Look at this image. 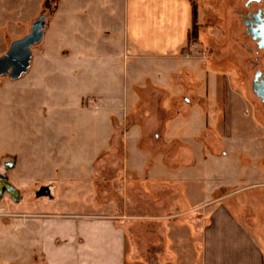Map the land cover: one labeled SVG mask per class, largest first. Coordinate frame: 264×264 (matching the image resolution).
<instances>
[{
  "label": "crops",
  "instance_id": "1",
  "mask_svg": "<svg viewBox=\"0 0 264 264\" xmlns=\"http://www.w3.org/2000/svg\"><path fill=\"white\" fill-rule=\"evenodd\" d=\"M55 1L54 20L33 47L26 74L33 83L35 70L47 63L48 78L61 74L64 86L81 91L70 108L93 117L86 124L91 151L75 154L68 172L76 180L84 174L85 185L72 183L69 199L59 197L64 189L50 180L36 190L37 197L21 203L4 202L0 195V264H264V140L245 141L240 153L226 146L236 142L233 92L227 86L231 76L207 69L202 58L182 54L193 0ZM82 1L87 13L100 15L95 30L106 57L66 55L61 43L58 55L41 54L48 50L52 26L58 27L60 41L69 31L78 37L72 20ZM45 2L33 0L32 19H25L22 32L24 22L16 20L22 5L0 7V30L13 31L0 56L29 32ZM104 65L123 79L122 87H99L98 80L108 78ZM147 87L163 93L156 108L138 107L136 97ZM179 94L185 105L175 99ZM191 94L201 101L190 102ZM205 95L214 100L210 106L200 97ZM38 105L48 108L46 101ZM132 110L135 117L126 118ZM146 110L150 114L143 115ZM207 110L214 111L213 119ZM6 132L0 123V139ZM252 142L259 143V151ZM16 164L12 156L0 155V174L7 175ZM240 173L248 177L245 185L236 179ZM46 188L48 194L38 195ZM243 190L253 193L245 202L236 197Z\"/></svg>",
  "mask_w": 264,
  "mask_h": 264
},
{
  "label": "rangeland",
  "instance_id": "2",
  "mask_svg": "<svg viewBox=\"0 0 264 264\" xmlns=\"http://www.w3.org/2000/svg\"><path fill=\"white\" fill-rule=\"evenodd\" d=\"M48 1L52 4V10L44 6L42 11L46 13L45 19L50 24L51 18L54 16L53 6L56 1ZM247 1L198 0V21L193 30L189 32L188 45L182 52L184 56L202 58L207 62L206 65L209 70L220 71L221 73L229 72L231 83L227 86H230L233 92L230 116L236 142L226 146L235 153L242 151L245 141L264 140V124L261 122L264 119V103L252 90L256 70L263 69L264 51L258 49L256 42L247 33L243 23L242 14L247 13L245 7ZM84 2L82 1V4L79 5L78 17L76 16L77 18L72 20V23H76V27L79 29L77 30L78 37L74 31H69L60 41L61 33L58 27L52 26L53 31L47 39L48 50L41 54L55 55L57 53L58 55L60 50L58 43H61L64 45L66 55H70L71 52L87 53L95 57L104 55L101 52V41H98L99 37L96 36L95 30V25L101 21L100 15L96 10L87 13L84 9ZM16 4H21L23 8L22 15L17 16L16 19L24 22V25L19 28L22 32L26 26L25 19L28 17L32 19L33 0H0V7L3 6L5 9L12 8ZM90 25L93 27V29L91 28L93 32L87 30ZM12 32L9 27L1 28L0 54L6 49ZM195 43L198 47L194 46ZM104 56L106 57V55ZM104 69L107 71L105 73H107L108 78H104L103 83L98 80L99 87H108L110 91L122 87L123 79L119 75L110 73L111 68H106V65H104ZM46 71L47 63H40L39 69L34 72L35 78L38 80H33V83H30L32 77L27 76V74L23 75L24 78L22 76L18 79L0 78V123L7 130V136L4 134L0 139V155L7 154L16 159L17 164L7 172V177L8 181L17 187L23 196V199L16 202L6 194L2 197L4 202L8 200L12 204H16L32 197V195L37 197L36 190L44 186V183L49 180L58 183L61 189H64L58 193V196L63 199L70 198L69 188L72 183L85 185L84 174L76 180L70 177L68 171L75 154L91 151L89 138L86 136V124L93 117L86 110L70 108V105L73 106L77 102V97L81 91L74 85L69 86L68 81H66L68 85L64 86L65 78L61 74L55 78H48ZM224 90H226V86L222 85L220 94L222 103L225 99ZM236 91L244 95L242 99L234 94ZM162 97L161 91L147 87L136 97V100H139V108H144L145 105L146 109L150 105H154L156 108L155 106L163 99ZM187 97L190 102L201 101L194 94L187 95ZM200 97L206 106H210L213 99H210L209 95ZM175 99H178L180 104L185 105L186 100L183 95L178 98L175 97ZM45 101L48 108L43 111L41 105L38 104ZM55 103L69 107L59 111V109L52 107ZM135 111L127 112L126 118L133 119L136 114ZM150 112L149 110L141 111L143 115H148ZM155 112L157 111L155 110ZM205 114L208 115V118L213 119L214 117L213 110H207ZM159 115L161 117L162 114ZM208 129L213 131V126L208 127ZM257 145L259 143L254 144L252 142L255 151L260 150ZM239 157L241 158V156ZM117 161L115 160V162ZM54 166L60 169H54ZM257 176H253V178ZM222 178H226V175L223 174ZM247 178L246 174L241 173L236 176L240 185L248 183ZM225 190L223 188L222 191ZM249 193L252 192L238 191L236 197L245 202V197ZM260 193H256L259 200L262 197ZM2 205L3 203L0 201V213ZM15 234L18 238L21 236V231Z\"/></svg>",
  "mask_w": 264,
  "mask_h": 264
},
{
  "label": "water",
  "instance_id": "3",
  "mask_svg": "<svg viewBox=\"0 0 264 264\" xmlns=\"http://www.w3.org/2000/svg\"><path fill=\"white\" fill-rule=\"evenodd\" d=\"M257 21H252V28L250 33L252 39L256 42L258 49L264 51V17L259 18L258 15H254ZM46 15H41L31 25V28L27 34L11 42L7 52L0 56V78L7 77L10 79L21 78L24 74L28 73L33 63V47L39 45L44 36L45 31L49 26L46 21ZM264 66V61H263ZM253 92L264 103V70L259 69L255 72L252 82ZM13 166V163L9 164ZM1 181H6L8 184V193L11 198L18 202L23 196L20 190L8 181L7 175L0 174ZM1 195L4 193L0 186ZM49 189H42L38 192V195L48 194Z\"/></svg>",
  "mask_w": 264,
  "mask_h": 264
},
{
  "label": "flooded vegetation",
  "instance_id": "4",
  "mask_svg": "<svg viewBox=\"0 0 264 264\" xmlns=\"http://www.w3.org/2000/svg\"><path fill=\"white\" fill-rule=\"evenodd\" d=\"M46 1H48V0H46ZM44 6H45V8L47 7L49 10H52V4H51L50 1L45 2V5ZM245 7L247 8V13L246 14H242V19H243V23H244V25L246 27L247 33L252 38V35L250 33V30L252 28V21H257V18L254 15H258L259 18H263L264 17V0H248L246 2ZM53 11H54V9H53ZM41 15H46V13L42 11L41 14L39 15V17ZM261 51H263V50H261ZM257 70H259V69H257ZM262 70H264V66H263V69ZM0 186L2 187V189L4 191V193L2 194V196L7 194L8 196L11 197V195L8 193V190H7L8 184L6 183V181H1V185ZM0 195H1V193H0Z\"/></svg>",
  "mask_w": 264,
  "mask_h": 264
},
{
  "label": "trees",
  "instance_id": "5",
  "mask_svg": "<svg viewBox=\"0 0 264 264\" xmlns=\"http://www.w3.org/2000/svg\"><path fill=\"white\" fill-rule=\"evenodd\" d=\"M51 21H52V18H51ZM197 21H198V4H197V0H193V3H192V27H191L190 31L193 30V27L197 24Z\"/></svg>",
  "mask_w": 264,
  "mask_h": 264
}]
</instances>
